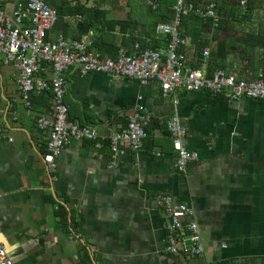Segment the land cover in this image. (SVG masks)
<instances>
[{"label":"crops","instance_id":"0c3cea01","mask_svg":"<svg viewBox=\"0 0 264 264\" xmlns=\"http://www.w3.org/2000/svg\"><path fill=\"white\" fill-rule=\"evenodd\" d=\"M19 1L0 0V11L11 14ZM158 1L153 10L148 0H50L58 20L48 38L93 30V47L111 56L132 52L136 42L161 48L154 26L172 19L173 1ZM224 4L219 0L222 21L235 16ZM181 30L187 65L200 66L209 48V74L217 67L239 77L264 72L261 21L237 30L189 15ZM3 58L0 52V242L11 264H264V100L235 102L206 90L164 96L157 80L72 69L65 95L71 120L95 125L101 138L126 125L138 104L154 120L139 149L121 145L115 154L106 139L101 147L73 140L51 172L43 159L48 130L36 116L52 117V93L34 94L28 110L19 69ZM174 113L187 125L185 146L199 155L183 170L167 127ZM160 193L194 209L201 255L165 251Z\"/></svg>","mask_w":264,"mask_h":264},{"label":"built area","instance_id":"2783aa9c","mask_svg":"<svg viewBox=\"0 0 264 264\" xmlns=\"http://www.w3.org/2000/svg\"><path fill=\"white\" fill-rule=\"evenodd\" d=\"M173 16L169 21L157 22V35L164 38L161 48L134 44L132 52L116 56L103 55L93 47L94 32L89 30L80 37L68 39L60 35L54 40L48 32L58 20V12L50 0H22L13 12L0 11V52L6 64L19 69L17 78L20 94L28 110L33 109L32 96L50 91L52 93V117L37 114L36 124L46 134V151L43 159L49 171L57 168V158L65 146L73 140L94 141L97 147L108 141L114 153L121 152V145L139 149L148 136V126L154 117L138 104L128 116L127 124L110 129L102 138L93 124H79L69 117V105L65 100L67 78L75 69L85 75L90 72L127 77L147 84L159 81L164 96H175L177 91H209L212 95H223L230 101L244 98L264 100V72L255 76L239 77L223 67L211 74L207 71L210 49L203 50L200 66H189L182 46L187 43L181 27L185 16L198 15L213 26H219L222 15L217 0H172ZM239 17L248 13L249 0H237ZM153 10H158V0H148ZM3 110L0 109V113ZM173 146L177 151L176 166L183 170L188 162L199 158L198 152L189 150L183 139L187 125L174 113L167 119ZM3 135L0 130V140ZM11 140V139H10ZM53 180L56 179L52 175ZM156 204L168 217L165 251L186 257L201 255L204 251L199 224L194 219V209L178 202L170 193L157 195ZM0 264H11L6 247L0 242Z\"/></svg>","mask_w":264,"mask_h":264},{"label":"rangeland","instance_id":"374dc122","mask_svg":"<svg viewBox=\"0 0 264 264\" xmlns=\"http://www.w3.org/2000/svg\"><path fill=\"white\" fill-rule=\"evenodd\" d=\"M255 5L252 10L249 11V13L246 16L239 17V5L237 0H225L224 8L228 12L229 15H235L230 19H225L222 21L223 23H228V25H231L233 28L238 29H244L251 27L255 25V22L261 21L264 23V0H254ZM219 2V0H217ZM235 12L234 14L232 13ZM231 12V13H230ZM237 13V15H236ZM220 26V25H219ZM218 26V27H219Z\"/></svg>","mask_w":264,"mask_h":264},{"label":"trees","instance_id":"16d2710c","mask_svg":"<svg viewBox=\"0 0 264 264\" xmlns=\"http://www.w3.org/2000/svg\"><path fill=\"white\" fill-rule=\"evenodd\" d=\"M255 1L254 0H249V3H248V10H252L254 8V4ZM160 8V7H159ZM246 16V15H245ZM222 22V21H221ZM221 24V23H220Z\"/></svg>","mask_w":264,"mask_h":264}]
</instances>
